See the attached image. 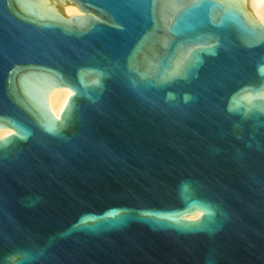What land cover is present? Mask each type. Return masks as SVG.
<instances>
[{
    "label": "water",
    "instance_id": "95a60500",
    "mask_svg": "<svg viewBox=\"0 0 264 264\" xmlns=\"http://www.w3.org/2000/svg\"><path fill=\"white\" fill-rule=\"evenodd\" d=\"M249 2L0 0V264H264Z\"/></svg>",
    "mask_w": 264,
    "mask_h": 264
},
{
    "label": "bare ground",
    "instance_id": "6f19581e",
    "mask_svg": "<svg viewBox=\"0 0 264 264\" xmlns=\"http://www.w3.org/2000/svg\"><path fill=\"white\" fill-rule=\"evenodd\" d=\"M67 4V5H66ZM65 13L66 14H75L83 13L75 4L66 3ZM251 8L256 19L264 25V0H250L248 3V11L250 12ZM73 94L72 90L69 88L56 87L53 89L48 98L49 106L52 109V112L56 115L62 113L69 97ZM13 133L11 128H0V139L5 138ZM201 215L200 212L193 213L188 215L187 218H199Z\"/></svg>",
    "mask_w": 264,
    "mask_h": 264
},
{
    "label": "rangeland",
    "instance_id": "374dc122",
    "mask_svg": "<svg viewBox=\"0 0 264 264\" xmlns=\"http://www.w3.org/2000/svg\"><path fill=\"white\" fill-rule=\"evenodd\" d=\"M66 5H67V4H66ZM66 5H65V6H66Z\"/></svg>",
    "mask_w": 264,
    "mask_h": 264
}]
</instances>
